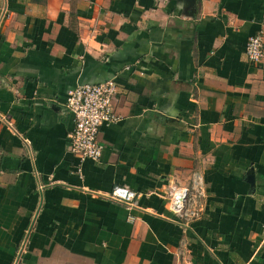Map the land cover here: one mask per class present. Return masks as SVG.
<instances>
[{
    "label": "crops",
    "instance_id": "0c3cea01",
    "mask_svg": "<svg viewBox=\"0 0 264 264\" xmlns=\"http://www.w3.org/2000/svg\"><path fill=\"white\" fill-rule=\"evenodd\" d=\"M257 32L264 0H0V264H264ZM110 78L119 120L81 160L68 91Z\"/></svg>",
    "mask_w": 264,
    "mask_h": 264
},
{
    "label": "built area",
    "instance_id": "2783aa9c",
    "mask_svg": "<svg viewBox=\"0 0 264 264\" xmlns=\"http://www.w3.org/2000/svg\"><path fill=\"white\" fill-rule=\"evenodd\" d=\"M245 54L250 61L264 58V36L261 32L248 37ZM117 84L113 79H107L96 84H79L68 91L66 107L73 118V128L68 134V150L81 160L98 161L104 145L99 140L100 127L105 123L119 120L115 112V95ZM9 126V119L2 116ZM187 188H174L169 192L170 210L179 216H197L196 210L186 209ZM138 193L129 187L114 186L106 198L124 204L128 207L135 205ZM264 203V195H263Z\"/></svg>",
    "mask_w": 264,
    "mask_h": 264
},
{
    "label": "water",
    "instance_id": "95a60500",
    "mask_svg": "<svg viewBox=\"0 0 264 264\" xmlns=\"http://www.w3.org/2000/svg\"><path fill=\"white\" fill-rule=\"evenodd\" d=\"M175 1L180 8L184 10L189 9L191 11H194L197 3V0H175Z\"/></svg>",
    "mask_w": 264,
    "mask_h": 264
}]
</instances>
